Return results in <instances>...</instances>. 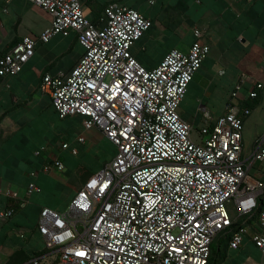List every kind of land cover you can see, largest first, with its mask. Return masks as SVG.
Masks as SVG:
<instances>
[{
  "label": "built area",
  "instance_id": "2783aa9c",
  "mask_svg": "<svg viewBox=\"0 0 264 264\" xmlns=\"http://www.w3.org/2000/svg\"><path fill=\"white\" fill-rule=\"evenodd\" d=\"M29 1L52 16L51 26L0 57V79L20 74L38 42L75 32L84 50L80 62L68 76L45 75L40 88L59 118L84 117V128H97L117 154L87 180L67 211L42 210L37 229L46 252L22 264H209L213 242L236 223L231 208L244 217L264 196V177L251 174L264 163V139L243 155L251 110L240 101L258 92L242 98L241 80L231 93L237 102L228 104L222 118L213 122L204 110L206 126L195 140L193 125L179 110L211 51L200 30L188 52L173 49L148 69L132 54L153 25L141 12L113 2L94 23L84 0ZM62 147L70 149L67 143ZM54 168L64 171L65 165L55 160L43 170ZM35 191L40 188L31 183L28 193ZM13 214L2 212L0 221ZM258 225L252 239L264 264V211ZM245 232H233L231 248L241 247Z\"/></svg>",
  "mask_w": 264,
  "mask_h": 264
},
{
  "label": "crops",
  "instance_id": "0c3cea01",
  "mask_svg": "<svg viewBox=\"0 0 264 264\" xmlns=\"http://www.w3.org/2000/svg\"><path fill=\"white\" fill-rule=\"evenodd\" d=\"M113 2L126 5L123 0H84L85 14L97 22L104 15V8ZM152 2L155 8L126 5L153 20L152 27L138 43H150L170 35L182 42V47L162 52L160 61L150 67L136 51V44L132 54L146 68L154 69L171 50L188 52L196 40L195 30H200L201 40L211 47V51L181 104L192 97L198 108L180 114L193 125V134L196 132L199 136L195 140H200V132L206 126L204 110L210 111L213 122H217L226 114L228 104L237 102L231 99V93L244 80L242 98L248 97L252 90L257 91L260 98L256 105L254 100L248 101L254 106L249 107L251 114L245 117L243 151L245 156L251 153L264 139V0H162L161 7H156L157 0ZM51 23L52 16L29 0H0V57L24 37H39ZM83 54L75 32L67 36L58 34L48 43L38 42L33 57L20 74L0 79V214L14 210L11 218L0 221V235L9 227L25 229L29 225H34L40 234L37 227L42 210L49 208L62 212L55 195L60 191L61 181H65L64 174H68L66 167L64 171L54 168L47 173L44 166L55 160L65 164L63 154L73 155L71 149H77V155H80L88 145L90 133L104 138L97 128L86 130L82 116L59 118L50 95L40 88L47 74H71ZM258 84L263 87L257 88ZM80 136L85 137L84 143L78 140ZM65 143L70 149H63ZM256 167L259 170L257 177H264V163H257ZM93 174H84L77 191L71 188L65 197L73 199ZM31 183L40 191L28 193ZM15 193L17 197L13 196ZM245 228L243 244L239 249L228 245L223 264L250 258L241 250L249 248L248 241L255 245L252 239L255 232ZM1 255L0 260H3ZM32 258L24 259L23 263ZM255 260L253 264H261L263 253H256Z\"/></svg>",
  "mask_w": 264,
  "mask_h": 264
},
{
  "label": "rangeland",
  "instance_id": "374dc122",
  "mask_svg": "<svg viewBox=\"0 0 264 264\" xmlns=\"http://www.w3.org/2000/svg\"><path fill=\"white\" fill-rule=\"evenodd\" d=\"M126 5H141L147 6L146 8H155L152 1L154 0H123ZM156 7H161L162 0H157ZM182 42L180 43L176 37L168 35L165 39L161 38L160 40L147 43L142 41L136 43V51L139 53L141 59L147 62V66L154 65L160 61L162 52H167L173 47L181 48ZM135 49V48H134ZM221 104H219V107ZM196 106L195 101L192 97H189L185 103L181 106V114H185L186 110L193 111ZM194 113V112H193ZM198 125V124H197ZM198 134L194 132L193 138H198ZM117 153V147L110 142L108 139L98 137L95 134H89L88 145L81 151L80 155H70L64 153V165L66 167V173L64 174L65 181H61L59 185V193L55 195L56 204L61 206L60 208L63 211L69 209L72 199L65 197L68 191L71 188L76 189L80 187L84 174L86 173H96L100 171L107 163L112 160L114 154ZM247 153V152H246ZM247 158L249 154L245 156ZM259 170L256 165L251 170V174L257 177L259 175ZM231 213L236 219L237 222L244 225V222L249 217L240 216L239 212L235 208H231ZM255 222L245 226L249 227L250 231L254 233ZM34 225H29L28 228H17L15 226L9 227L6 232H3L0 235V254L3 260H0V264H22L24 259L32 258L36 256L37 252L45 251L46 244L42 240L43 237L40 236L34 229ZM246 229V228H244ZM13 230V231H12ZM247 230V229H246ZM12 231V232H11ZM247 233V231L244 233ZM248 246L249 248L242 249V254L248 255L250 258L248 260H229V263L226 264H253L255 261V254H261V251L253 245L250 241ZM252 248H251V247ZM254 259V260H253Z\"/></svg>",
  "mask_w": 264,
  "mask_h": 264
},
{
  "label": "trees",
  "instance_id": "16d2710c",
  "mask_svg": "<svg viewBox=\"0 0 264 264\" xmlns=\"http://www.w3.org/2000/svg\"><path fill=\"white\" fill-rule=\"evenodd\" d=\"M104 10H105V8H104ZM101 18H103V17L99 18V20L97 21L98 23L100 22ZM151 21L153 22V20H151ZM93 22L97 23L95 21H93ZM250 99L254 100V104L256 105V103H258L260 98H259V95H257V97H255V98H249L248 100H241L240 101L241 105L245 108H249V107L252 108L254 105L248 103V101ZM263 211H264V196L259 199V204H258V207L255 209V211L252 212L251 214L244 216V217H249L244 222V225L239 223V222H236L235 225L232 227V229H230L228 231L221 232L219 234V236L216 238V240L213 242V244L211 246V257L209 260V264H223L224 263L225 258H226L224 250L227 248L228 245L230 246V242L232 239L233 232L240 231L242 228H245V226L251 224L252 222H255L254 232L257 233L259 231V228H260L258 225V220H259L260 214ZM45 252H46V250L37 252L36 256L42 255Z\"/></svg>",
  "mask_w": 264,
  "mask_h": 264
},
{
  "label": "snow or ice",
  "instance_id": "6c2138e0",
  "mask_svg": "<svg viewBox=\"0 0 264 264\" xmlns=\"http://www.w3.org/2000/svg\"><path fill=\"white\" fill-rule=\"evenodd\" d=\"M92 183L95 184V181H93ZM225 222H227V221H225Z\"/></svg>",
  "mask_w": 264,
  "mask_h": 264
}]
</instances>
